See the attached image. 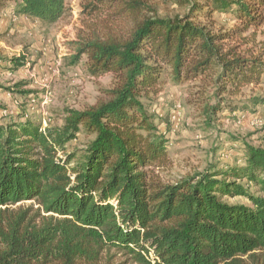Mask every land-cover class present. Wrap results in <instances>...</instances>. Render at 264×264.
Segmentation results:
<instances>
[{
  "label": "trees",
  "instance_id": "obj_1",
  "mask_svg": "<svg viewBox=\"0 0 264 264\" xmlns=\"http://www.w3.org/2000/svg\"><path fill=\"white\" fill-rule=\"evenodd\" d=\"M175 3L182 12L160 16L151 0H91L85 11L102 18L66 59L86 55L89 72L113 75V86L93 106L66 108L62 124L0 123V264H264V148L244 140L242 165L165 180L168 139L141 100L166 78L199 81L215 97L211 124L229 98L263 83L264 44L241 47L264 23V0ZM9 6L45 25L68 9L67 0H0V12ZM216 14L240 23L215 30ZM9 62L17 71L28 58ZM80 134L94 136L83 150L71 147ZM240 197L247 203L231 202Z\"/></svg>",
  "mask_w": 264,
  "mask_h": 264
},
{
  "label": "rangeland",
  "instance_id": "obj_2",
  "mask_svg": "<svg viewBox=\"0 0 264 264\" xmlns=\"http://www.w3.org/2000/svg\"><path fill=\"white\" fill-rule=\"evenodd\" d=\"M90 1L67 0V13L51 25L18 17L12 6L0 12V123L24 116L42 121L44 127L62 124L66 108L82 110L93 106L105 96L104 90L113 86V75L94 76L89 72L86 55L75 65L66 59L76 52L78 38L102 18L85 11ZM151 2L160 16L182 12L175 0ZM239 23L225 14H216L212 21L215 30H228ZM246 35L248 41L242 43L241 50L261 51L264 23L259 29L251 27ZM19 55H26L28 63L17 71H9L10 59ZM20 82L21 90L29 91L28 95L15 87ZM252 97L264 99V82L245 87L241 95L229 98L223 110L212 116L211 124L206 120L205 105L214 102L215 97L199 81L175 84L166 78L142 97L146 110L156 116L158 131L168 139L169 155L160 174L162 178L171 180L232 163L242 165L244 140L264 148V104L246 112L239 109L231 112L227 108V104H247ZM93 137L80 134L71 147L83 150ZM231 202L247 203V200L240 197ZM23 204L39 207L33 201ZM118 260L126 258L119 255Z\"/></svg>",
  "mask_w": 264,
  "mask_h": 264
}]
</instances>
